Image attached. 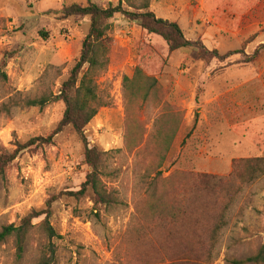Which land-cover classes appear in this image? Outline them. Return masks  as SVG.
<instances>
[{
    "label": "rangeland",
    "instance_id": "374dc122",
    "mask_svg": "<svg viewBox=\"0 0 264 264\" xmlns=\"http://www.w3.org/2000/svg\"><path fill=\"white\" fill-rule=\"evenodd\" d=\"M87 1L106 7L118 0H0L7 73L0 81V228L42 213L55 197L48 221L56 236H47L45 214L32 218L19 264L37 263L48 246L50 264H169L174 241L152 231L157 219L148 197L161 203L162 220L171 205L178 216L196 173L222 179L200 208V239L208 243L212 222L226 209V181L232 184L211 257L201 254L197 264H255L247 259L264 249V166L254 176L236 166L264 158V0H149L156 17L176 22L185 38L221 59H199L189 48L168 52L160 36L113 15L109 64L98 80L108 104L85 127L89 144L108 152L102 179L117 198L107 207H94L89 193L66 194L87 172L84 146L70 126L48 145L16 152L18 143L47 137L62 119V101L40 109L14 100L58 92L89 28L87 17L61 18L59 11ZM141 2L122 4L140 12ZM138 63L157 82L145 100L123 90ZM0 264H16L13 238L0 244Z\"/></svg>",
    "mask_w": 264,
    "mask_h": 264
},
{
    "label": "trees",
    "instance_id": "16d2710c",
    "mask_svg": "<svg viewBox=\"0 0 264 264\" xmlns=\"http://www.w3.org/2000/svg\"><path fill=\"white\" fill-rule=\"evenodd\" d=\"M141 4L136 7L140 12L129 11L123 7V0H118L115 6L108 5L102 7L87 1L85 5L72 3L64 6L59 11L61 18L68 17H87L89 28L85 34L77 61L69 70L67 78L61 83L58 92H48L39 97L14 100V105L23 107L37 106L42 109L48 103L62 101L64 112L62 119L55 130L47 137H34L27 143L17 144L16 152L29 148L30 146H43L52 142L53 136L63 127L70 126L80 138L83 146V163L87 167L84 181L80 184L78 190L68 191L71 197L79 198L89 193L94 207L111 206L116 202L114 191L107 188L103 181L104 166L108 152L99 146L90 145L85 135V127L95 117L101 107L108 104V95L100 89L99 78L107 70L110 59V48L112 42L113 25L110 19L114 14H122L127 19L138 24L147 34L160 36L167 45L168 52L180 48H189L195 52L199 59L205 60L209 57L221 59L222 56L217 50H208L201 41H191L185 38L182 30L176 22L156 17L149 11V0H141ZM42 37H46L45 32H40ZM230 54V53H228ZM6 61L0 63V81H6L7 73L5 71ZM156 79L150 76L143 68L141 63L136 65L132 76L123 78L124 94L129 97L145 100L150 91L156 87ZM10 100H13L11 98ZM246 167L248 176H254L263 171L264 158L241 159L236 167ZM193 194L185 198L179 208V214L173 211L174 205L170 206L168 219L162 220L160 216V202L151 200V194L148 197V212L156 217L157 221L152 228L156 235H163L169 241H174L171 245L173 254L170 257L169 264H197L201 254L206 258L211 257L210 251L212 241L215 240L220 228L224 222V211L229 208L232 199V184L226 181L225 194H227L226 209L216 218L219 224L214 221L210 227L209 243L200 239L201 231L205 226L201 218L200 208L204 206L206 200L214 196V187L222 183V179L212 175L193 174ZM151 185V184H150ZM152 190V187L149 186ZM204 189L205 193L199 195V190ZM201 191V190H200ZM152 193V191H151ZM63 194V193H62ZM206 195V197L204 196ZM55 197L47 201V208L41 212H35L24 217L18 224H7L0 228V244L8 238H13L15 245L16 264H19L23 256V247L27 234L32 226L31 219L45 214L43 219L44 230L48 237L56 236L53 228L49 224V207ZM177 207V206H176ZM182 208V209H181ZM215 217V215H213ZM207 244V245H206ZM205 252V253H204ZM54 257V250L48 246L43 250L42 255L35 264H50ZM247 261L255 264L264 262V249L259 250L255 255L249 257ZM241 261H233L232 264H239Z\"/></svg>",
    "mask_w": 264,
    "mask_h": 264
}]
</instances>
